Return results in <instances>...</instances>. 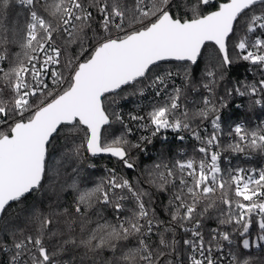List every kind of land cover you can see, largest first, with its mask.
<instances>
[{"label": "snow or ice", "instance_id": "snow-or-ice-1", "mask_svg": "<svg viewBox=\"0 0 264 264\" xmlns=\"http://www.w3.org/2000/svg\"><path fill=\"white\" fill-rule=\"evenodd\" d=\"M0 264H264V0H0Z\"/></svg>", "mask_w": 264, "mask_h": 264}, {"label": "trees", "instance_id": "trees-1", "mask_svg": "<svg viewBox=\"0 0 264 264\" xmlns=\"http://www.w3.org/2000/svg\"><path fill=\"white\" fill-rule=\"evenodd\" d=\"M97 174H98V175L100 174L99 170H97Z\"/></svg>", "mask_w": 264, "mask_h": 264}, {"label": "built area", "instance_id": "built-area-1", "mask_svg": "<svg viewBox=\"0 0 264 264\" xmlns=\"http://www.w3.org/2000/svg\"><path fill=\"white\" fill-rule=\"evenodd\" d=\"M171 138V137H170Z\"/></svg>", "mask_w": 264, "mask_h": 264}]
</instances>
